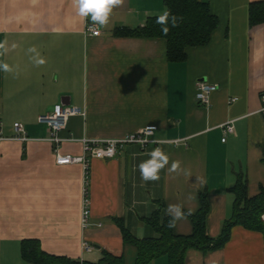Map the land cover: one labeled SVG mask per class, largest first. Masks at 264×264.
I'll use <instances>...</instances> for the list:
<instances>
[{
    "label": "crops",
    "instance_id": "1",
    "mask_svg": "<svg viewBox=\"0 0 264 264\" xmlns=\"http://www.w3.org/2000/svg\"><path fill=\"white\" fill-rule=\"evenodd\" d=\"M199 1L218 27L206 46L188 48L186 61L170 63L164 40L116 34L163 15V0H121L103 26L79 16L75 0H0V128L12 137L20 123L28 139L0 142V264H29L21 256L26 240L80 263L96 264L106 252L134 264L136 251L121 226L136 239L154 238L146 219L159 212L172 220L166 209L179 203L185 216L173 230L188 236L187 215L206 192V233L215 238L231 216L238 177L248 197L264 187V23L250 26L248 19L249 4L264 0ZM86 24L100 35H85ZM199 82L217 86L208 106L196 101ZM56 105L84 110L59 133L72 139L57 147L60 155L80 156L83 138L118 139L148 126L156 127L155 142L90 160L86 179L81 164H55L49 129L37 122ZM230 121L234 134L222 142ZM155 148L169 165L158 180L145 182L138 165ZM173 161L180 164L176 172L169 171ZM84 184L90 215L82 227ZM185 264H264V231L234 226L223 248L190 250Z\"/></svg>",
    "mask_w": 264,
    "mask_h": 264
},
{
    "label": "trees",
    "instance_id": "2",
    "mask_svg": "<svg viewBox=\"0 0 264 264\" xmlns=\"http://www.w3.org/2000/svg\"><path fill=\"white\" fill-rule=\"evenodd\" d=\"M165 11L169 12L168 28L165 34L162 25L157 23L160 16L150 17L142 27L123 31L116 30V34L123 33L135 37L161 39L166 43V59L170 63L186 61L188 48L206 46L212 34L218 27V18L214 16L207 3L199 0H163ZM176 18V25L172 26L171 18ZM248 19L250 26L264 23V1L249 4ZM264 165V155L262 158ZM234 195V202L230 218L225 220L217 237L211 238L206 233V217L208 201L206 192L200 193L199 208L196 213L187 215L191 220L192 232L188 236L174 233L171 219L161 213H153L146 219V223L156 233L154 238L136 239L121 225L122 237L136 251L134 264H149L160 257H166L167 264H185L186 254L190 250L202 254L216 251L225 246L230 239L234 226H241L253 232L264 231V187L253 197H248L246 182L238 177L234 187L230 189ZM120 224V223H119ZM21 256L29 264H85L72 261L65 257L48 255L43 252L35 240H26L21 244ZM96 264H124L122 257H116L104 252Z\"/></svg>",
    "mask_w": 264,
    "mask_h": 264
},
{
    "label": "built area",
    "instance_id": "3",
    "mask_svg": "<svg viewBox=\"0 0 264 264\" xmlns=\"http://www.w3.org/2000/svg\"><path fill=\"white\" fill-rule=\"evenodd\" d=\"M85 35H91L97 37L100 35L99 29L96 25L86 24L84 29ZM217 90V86L209 84L207 82H199L196 87L195 98L196 101L201 106H208L210 96ZM262 100V113H264V94L261 95ZM235 99H232V102ZM84 110L81 107L77 106H65V105H56L51 113L40 115L37 118V122L44 124L49 129V136L46 139L48 142L54 145V161L56 165H71V164H81L85 177L87 179V174L89 172V162L92 159H102L109 160L116 157L120 150L128 144H138L142 149H145L149 144L155 142L152 140V136L156 130L154 126H148L138 131L128 134L125 137L118 139H81L82 143V154L80 156H71V155H60L57 147L63 141H72V139H62L59 136V133L66 129L67 123L70 117L74 116H83ZM14 135L12 137H5L3 135L2 129L0 128V142L5 140H17L25 142L27 141V136L24 130V127L20 123L13 124ZM234 134L233 122L230 121L222 127V139L224 142L226 136ZM87 194V189L84 184L83 196L84 200L82 202V211L80 215V223L82 227L87 225L89 219V202L85 198ZM82 248L84 251H91L92 247L86 242L82 243Z\"/></svg>",
    "mask_w": 264,
    "mask_h": 264
},
{
    "label": "clouds",
    "instance_id": "4",
    "mask_svg": "<svg viewBox=\"0 0 264 264\" xmlns=\"http://www.w3.org/2000/svg\"><path fill=\"white\" fill-rule=\"evenodd\" d=\"M121 3V0H75V5L78 10V15L83 18H89L91 21L97 23L100 26L105 25L108 22L110 13L114 6ZM169 12L165 11L163 15L158 17L157 23L162 25V31L166 34L169 31L167 26L169 21ZM172 26L176 25V18H171ZM42 63L43 61H39ZM5 71L8 70V66L3 65ZM169 165V156L160 148H155L149 153V158L142 161L139 165V171L141 178L145 181L158 180L161 169H164ZM180 169L179 161H173L169 167L170 172H176ZM200 185L203 186L204 180L200 179ZM166 212L172 217L173 223H170L169 227H174V222L184 218L185 212L181 204L168 205Z\"/></svg>",
    "mask_w": 264,
    "mask_h": 264
},
{
    "label": "water",
    "instance_id": "5",
    "mask_svg": "<svg viewBox=\"0 0 264 264\" xmlns=\"http://www.w3.org/2000/svg\"><path fill=\"white\" fill-rule=\"evenodd\" d=\"M263 221H264V218H263Z\"/></svg>",
    "mask_w": 264,
    "mask_h": 264
}]
</instances>
